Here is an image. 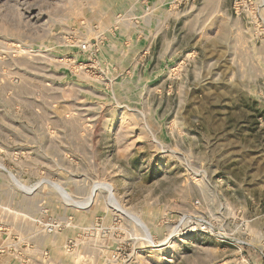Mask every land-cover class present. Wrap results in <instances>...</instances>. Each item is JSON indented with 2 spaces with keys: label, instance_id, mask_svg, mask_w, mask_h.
Segmentation results:
<instances>
[{
  "label": "rangeland",
  "instance_id": "obj_1",
  "mask_svg": "<svg viewBox=\"0 0 264 264\" xmlns=\"http://www.w3.org/2000/svg\"><path fill=\"white\" fill-rule=\"evenodd\" d=\"M0 165V264H264V0H0Z\"/></svg>",
  "mask_w": 264,
  "mask_h": 264
},
{
  "label": "bare ground",
  "instance_id": "obj_2",
  "mask_svg": "<svg viewBox=\"0 0 264 264\" xmlns=\"http://www.w3.org/2000/svg\"><path fill=\"white\" fill-rule=\"evenodd\" d=\"M0 168H3V166H1L0 165ZM13 180H14V182L17 184V185H20V186H22V184L20 183V181L17 179V178H15V177H13ZM104 190V191H106L108 194H109V197L112 199V187L110 186V185H108V184H99V185H97L96 186V191L97 190ZM94 200H95V191H94V193L92 194V196L90 197V199H89V201H88V205H92L93 204V202H94ZM122 212H124V211H122ZM148 237H150V236H148ZM169 239H167V241H168ZM166 241V242H167ZM169 242V241H168ZM167 242V243H168ZM148 243L149 244H154V242L152 241V240H149L148 239ZM165 243V242H164ZM164 245H166V244H164ZM159 246H163V244L162 245H159ZM171 249V248H170Z\"/></svg>",
  "mask_w": 264,
  "mask_h": 264
},
{
  "label": "built area",
  "instance_id": "obj_3",
  "mask_svg": "<svg viewBox=\"0 0 264 264\" xmlns=\"http://www.w3.org/2000/svg\"><path fill=\"white\" fill-rule=\"evenodd\" d=\"M82 51H87L88 50V46L86 44L81 46Z\"/></svg>",
  "mask_w": 264,
  "mask_h": 264
}]
</instances>
